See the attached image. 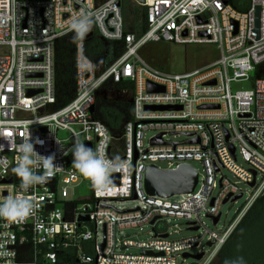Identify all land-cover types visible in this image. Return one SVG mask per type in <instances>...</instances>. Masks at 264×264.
<instances>
[{
	"label": "built area",
	"instance_id": "1",
	"mask_svg": "<svg viewBox=\"0 0 264 264\" xmlns=\"http://www.w3.org/2000/svg\"><path fill=\"white\" fill-rule=\"evenodd\" d=\"M122 1L0 0V199L21 194L11 167L17 155L14 148L22 140L42 141L35 150L52 155L58 166L46 183L28 190L32 215L21 222L0 221V264H18V249L26 244L46 264H57L66 252L74 253V264H176V258L190 250H197L194 256L202 254L196 264H211L248 210L264 197V78H255L264 67V0H248L244 12L233 8L234 0H150L139 7L145 10L142 33L126 29ZM255 8H260L258 33ZM81 13L89 15L90 23L86 31L78 32L71 21ZM91 31L106 46L121 44L118 56L101 64L89 59L83 38ZM65 35L77 39L75 95L54 110V44ZM161 42L212 45L220 57L192 72L167 74L137 55L146 44ZM124 82L132 85V118L113 135L95 117L96 98L108 93L106 85ZM148 84L162 92L148 93ZM237 84L249 85L250 90L232 92L231 85ZM149 131L155 135L144 143ZM59 133L67 138H59ZM159 135L163 145H152ZM167 136L183 141L166 140ZM77 139L90 147L103 144L109 158L124 163L111 174V179L117 177L113 184L89 181L88 197L67 200L66 189L89 180L72 165L71 147ZM237 156L248 169L237 165ZM192 162L200 164L202 177L197 173L195 189L178 196L180 202L144 193L148 166L176 170ZM224 170L237 183L223 176ZM239 183L246 189L241 190ZM238 195L246 196L245 203L224 233L205 230V247L211 244L208 252L199 236L168 239V221L199 230L202 218H220L224 200ZM126 202L136 207L119 211L112 206ZM80 217L88 222L79 223ZM144 229L149 230V239L132 240L129 232Z\"/></svg>",
	"mask_w": 264,
	"mask_h": 264
},
{
	"label": "rangeland",
	"instance_id": "2",
	"mask_svg": "<svg viewBox=\"0 0 264 264\" xmlns=\"http://www.w3.org/2000/svg\"><path fill=\"white\" fill-rule=\"evenodd\" d=\"M150 0H123L121 3L122 7V19L126 29L132 31H138L141 24V10L139 7ZM153 1V0H151ZM137 55L148 65L171 75L183 74L185 72H192L204 68L208 65L215 63L219 59V53L217 49L212 45H190V46H177L169 43H148L138 51ZM110 61V59H107ZM232 92L250 90V86L246 84L231 85ZM107 98L127 100V95H120L115 93L104 94ZM155 132L149 131L144 134V143L152 136ZM59 138L66 139L65 133H59ZM166 140L181 142V137L172 138L167 136ZM237 165L243 169H248V166L237 156ZM157 166L164 169L166 168L165 163H157ZM191 166L199 174V178L202 177V169L199 163L192 162ZM222 175L225 176L232 183H237L235 179L228 171H222ZM89 180L84 182L82 185H76L73 188L66 189L67 200L83 199L88 197L90 194ZM241 190H245L246 187L243 184H238ZM217 191H215L214 195ZM245 198L237 200L234 203L226 202L219 208V222L214 226L209 218H202V227L195 231L189 230L184 222L168 221L167 222V234L168 239L183 240L192 237L199 236L202 238L201 244L205 248L204 251L208 252V248L205 247L207 235L204 234L205 230L222 235L228 226L234 221L237 214L242 209ZM181 197H173L170 199L171 202H180ZM264 202H262V205ZM113 208L116 210H131L136 207L134 202L126 203H113ZM255 214L250 215L243 230L239 232L232 242V252L230 258L226 264H231L238 257H243L245 264H264V205L257 207ZM149 230L144 229L142 232H129L132 235L134 241H146L149 239ZM98 242H101V237H98ZM132 254H136V251H130ZM197 254V250H190L188 255L194 256ZM216 258L213 260V263ZM176 264H196L191 259H183L181 256L176 258ZM201 264V262L197 263Z\"/></svg>",
	"mask_w": 264,
	"mask_h": 264
},
{
	"label": "trees",
	"instance_id": "3",
	"mask_svg": "<svg viewBox=\"0 0 264 264\" xmlns=\"http://www.w3.org/2000/svg\"><path fill=\"white\" fill-rule=\"evenodd\" d=\"M23 2H46L48 0H17ZM104 1V0H99ZM232 2L233 8L238 12H244L247 9L248 0H243L242 4ZM139 33L145 31V10L141 12V24L139 25ZM77 39L73 35H65L56 40L54 44V77H55V104L53 109L56 110L67 105L75 95V44ZM121 44L105 45L100 39L96 31H91L88 38L84 41L85 55L97 64L108 63L107 59L112 60L120 53ZM255 78H264V67L255 72ZM132 85L124 82L116 85L108 84L104 88L108 93L120 94L127 91L125 95L127 100L109 99L106 96L96 98L95 117L106 125L109 131L115 135L120 134L122 125L132 118V110L130 105ZM264 197L258 199L241 219L233 230L231 236L220 249L216 256V261L211 264H226L232 252V242L237 234L243 230L248 217L255 214L257 207L263 206ZM18 264H46L39 255L34 257L33 249L26 244L18 249ZM74 253L66 252L60 255L57 264H74Z\"/></svg>",
	"mask_w": 264,
	"mask_h": 264
},
{
	"label": "clouds",
	"instance_id": "4",
	"mask_svg": "<svg viewBox=\"0 0 264 264\" xmlns=\"http://www.w3.org/2000/svg\"><path fill=\"white\" fill-rule=\"evenodd\" d=\"M78 32L86 31L90 18L86 13H81L71 21ZM39 139H26L19 142L14 151L17 153L11 173L20 181L21 194L8 195L0 199V221L21 222L34 212L33 201L27 195L28 190L36 185L44 184L50 178L54 166L52 155L44 156L35 150V145L40 144ZM0 150L2 146H0ZM72 165L78 172L89 179L92 184L99 181L107 186L111 181V174L123 161L118 157L109 158L103 144L95 147L87 146L77 139L71 147ZM231 264H245L243 257H238Z\"/></svg>",
	"mask_w": 264,
	"mask_h": 264
},
{
	"label": "water",
	"instance_id": "5",
	"mask_svg": "<svg viewBox=\"0 0 264 264\" xmlns=\"http://www.w3.org/2000/svg\"><path fill=\"white\" fill-rule=\"evenodd\" d=\"M259 14L260 8H255L254 10V32L258 33L259 27ZM90 34L85 36L83 40L88 38ZM148 93L151 92H162L161 88L147 85L146 88ZM26 95H30V92H27ZM157 110H162L163 108H156ZM92 111V109L90 110ZM44 131V130H43ZM152 145H163L161 141V135L155 138L152 142ZM90 147V145H87ZM231 154H233V148H230ZM254 175V173H253ZM117 180V177H114L110 181V185L113 184ZM198 175L197 172L187 164L180 165L176 170H158L155 166H148L143 175V190L144 193L149 197H156L161 199H170L178 196L189 195L193 192L197 185ZM7 183H10L7 182ZM253 183L250 185V187ZM229 196L224 200L223 204H225L228 200ZM241 198V195L234 197L230 202L234 203ZM213 225H215L219 219V216L215 218H209ZM79 223H87V217H80L78 219ZM191 231H196V228L189 229ZM163 239L166 236H162ZM208 248L211 247V244L206 245ZM104 248V243L99 247L100 253ZM183 259H191L193 261H199L202 258V254L197 256H191L188 254L182 255Z\"/></svg>",
	"mask_w": 264,
	"mask_h": 264
}]
</instances>
